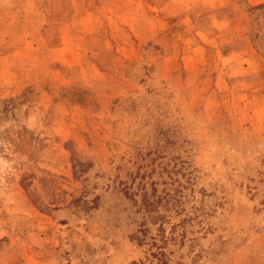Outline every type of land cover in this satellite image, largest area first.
Returning a JSON list of instances; mask_svg holds the SVG:
<instances>
[{
    "label": "rangeland",
    "instance_id": "rangeland-1",
    "mask_svg": "<svg viewBox=\"0 0 264 264\" xmlns=\"http://www.w3.org/2000/svg\"><path fill=\"white\" fill-rule=\"evenodd\" d=\"M0 264H264V0H0Z\"/></svg>",
    "mask_w": 264,
    "mask_h": 264
}]
</instances>
